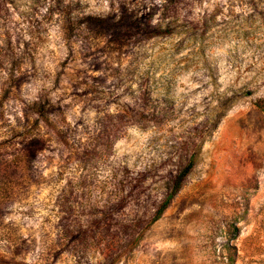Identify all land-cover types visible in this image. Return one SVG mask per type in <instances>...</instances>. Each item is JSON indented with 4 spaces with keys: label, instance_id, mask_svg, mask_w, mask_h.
Instances as JSON below:
<instances>
[{
    "label": "rangeland",
    "instance_id": "obj_1",
    "mask_svg": "<svg viewBox=\"0 0 264 264\" xmlns=\"http://www.w3.org/2000/svg\"><path fill=\"white\" fill-rule=\"evenodd\" d=\"M232 259L264 264V0H0V264Z\"/></svg>",
    "mask_w": 264,
    "mask_h": 264
},
{
    "label": "trees",
    "instance_id": "obj_2",
    "mask_svg": "<svg viewBox=\"0 0 264 264\" xmlns=\"http://www.w3.org/2000/svg\"><path fill=\"white\" fill-rule=\"evenodd\" d=\"M195 156L196 153H191L189 156V159L186 164H184L181 169L173 176L172 178V187L170 192L164 197L162 202L160 203L159 207L156 209L155 215L153 217V221L157 220L161 214L164 212L166 207L169 205L171 200L173 199L174 195L177 193V191L180 189L182 182L186 175L190 172V170L193 168L195 164ZM137 237H134L132 235L131 237L128 238L129 244L135 243V240ZM233 262V259L231 261V264Z\"/></svg>",
    "mask_w": 264,
    "mask_h": 264
}]
</instances>
